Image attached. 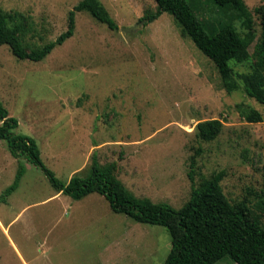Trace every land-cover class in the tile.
Listing matches in <instances>:
<instances>
[{"label":"rangeland","instance_id":"374dc122","mask_svg":"<svg viewBox=\"0 0 264 264\" xmlns=\"http://www.w3.org/2000/svg\"><path fill=\"white\" fill-rule=\"evenodd\" d=\"M80 1L0 0V10L23 26L22 43L36 49L66 31ZM242 1L248 19L212 0H186L207 25L230 20L242 38L252 37L250 58L230 62L241 87L261 32L255 9L264 5ZM99 2L117 30L84 10L75 14L73 36L40 62L0 46V103L18 122L14 133L33 139L45 167L64 183L87 175L96 154L101 166L115 164L116 177L135 197L174 209L192 188L223 172L226 199L245 202L264 229V106L242 89L227 93L213 62L172 16L146 23L156 12L153 0ZM240 106L257 110L262 121L246 122ZM213 119L222 124L220 134L200 139L197 124ZM16 157L0 140V195L13 183L17 161L25 167L17 190L0 204V264L164 263L171 248L164 227L116 214L98 194L74 201L25 155ZM215 264L235 263L226 257Z\"/></svg>","mask_w":264,"mask_h":264},{"label":"trees","instance_id":"16d2710c","mask_svg":"<svg viewBox=\"0 0 264 264\" xmlns=\"http://www.w3.org/2000/svg\"><path fill=\"white\" fill-rule=\"evenodd\" d=\"M153 1L156 12L143 18L146 23L153 22L162 13L172 16L182 36L213 62L227 93L242 89L248 98L264 106V5L255 9L261 32L253 51V71L243 76L241 87L230 62L240 64L250 58V35L242 38L230 20L214 26L207 25L197 18L186 0ZM212 1L219 8L231 11V14L249 18L242 0ZM84 10L110 31L117 30L116 22L99 0H81L69 13L66 31L54 41L33 49L22 43L23 26L11 24L10 17L0 10V46L7 45L18 59L40 62L55 47L73 36L75 14ZM239 110L248 123L262 121L261 114L253 108L240 106ZM17 126L18 122L0 103V140L6 143L14 158H17L16 152L25 155L33 166L44 173L56 192L74 201L98 194L107 201L112 212L137 223L164 227L171 237V248L163 264H215L226 257L235 264H264V229L245 202L231 205L226 199L220 186L223 172L213 174L197 188H192L189 200L180 209H174L166 203H153L135 197L116 177L115 164L101 166L96 154L92 156L87 175L73 176L67 183L60 181L43 164L35 141L14 133ZM221 129L222 124L216 119L200 122L196 126L199 138L204 141L215 140ZM17 163L15 179L0 195V204H5L17 190L25 173L24 165L19 161ZM189 177L192 179L191 175Z\"/></svg>","mask_w":264,"mask_h":264},{"label":"water","instance_id":"95a60500","mask_svg":"<svg viewBox=\"0 0 264 264\" xmlns=\"http://www.w3.org/2000/svg\"><path fill=\"white\" fill-rule=\"evenodd\" d=\"M140 28H141V26H136L135 28L126 29L124 31L127 32V33H133L134 31L139 30Z\"/></svg>","mask_w":264,"mask_h":264}]
</instances>
